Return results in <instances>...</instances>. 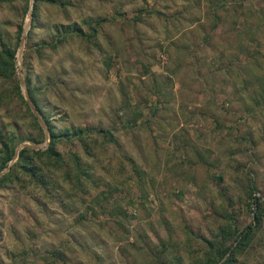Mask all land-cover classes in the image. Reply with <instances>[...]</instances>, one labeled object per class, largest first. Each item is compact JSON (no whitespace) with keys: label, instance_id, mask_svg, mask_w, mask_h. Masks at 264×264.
Here are the masks:
<instances>
[{"label":"rangeland","instance_id":"374dc122","mask_svg":"<svg viewBox=\"0 0 264 264\" xmlns=\"http://www.w3.org/2000/svg\"><path fill=\"white\" fill-rule=\"evenodd\" d=\"M140 9L153 12L135 21ZM73 24L86 36L56 28ZM9 60L0 264H201L206 239L252 223L264 201V0H0ZM28 88L61 132L59 162ZM25 147L37 153L16 165ZM236 259L264 264V223Z\"/></svg>","mask_w":264,"mask_h":264},{"label":"trees","instance_id":"16d2710c","mask_svg":"<svg viewBox=\"0 0 264 264\" xmlns=\"http://www.w3.org/2000/svg\"><path fill=\"white\" fill-rule=\"evenodd\" d=\"M34 3L38 2L39 0H33ZM52 2H55V0H50ZM35 4H34V9L32 12V15H35L36 11H35ZM144 11L146 13H152L153 11L150 10H142L140 9V14L135 18V21H140L141 18L139 16H143L144 15ZM34 17V16H33ZM32 24H33V18H32ZM32 26H30L31 29ZM19 33L22 30V25H19ZM57 29H62L64 32H67L68 29H71V31L76 34L77 36H86L82 27L77 25V24H73L71 26H58L56 27ZM29 32V31H28ZM92 34L89 33L87 34V37H90ZM4 53H6L9 56V59L11 60L14 57L15 54V50H9V51H5ZM9 60L8 63H4V61L0 64V74L2 75H9V68L11 66V61ZM8 72V74H7ZM18 90L20 91V87H18ZM28 94L30 96V98L32 99L33 103L36 105V107L39 110V107L35 101V99L32 96V91L30 88H28ZM27 104V102H26ZM36 119V117H34ZM44 118V117H43ZM45 120V118H44ZM46 124L48 125V129H49V144L48 147L46 149V155L49 159H54L55 162H59L60 161V153L57 151L56 147H55V142L59 140L60 135L59 132L55 131L54 128L49 124V122L47 120ZM39 128L41 129L42 133L44 134L41 126L39 125ZM93 130H95L93 128ZM98 133L103 134V137L106 138H112V135L110 134L109 131H106L102 128L97 130ZM61 133V132H60ZM64 135L70 134V130L69 129H65L63 131ZM74 135L78 136V138H80V140L82 141L83 145H84V150L87 154H92L91 151H89L88 147L89 145L84 141L83 139V132L81 130H76L75 132H73ZM5 147V156L2 159L0 168H4L7 166L8 161L12 158L13 156V152H14V147L10 150L9 147H6V145H4ZM37 151H34L33 149L29 148V147H25L22 148L21 150H19L18 152V161L16 163L17 164H24V165H28L31 162H29L28 160L31 159V156L36 154ZM74 161L76 163V166L78 168H80L82 166V163L80 161V159L78 157H74ZM30 168V167H29ZM34 167H32L30 170H32ZM81 169V168H80ZM83 174H86L88 177V171L85 169H81ZM33 175L35 174L34 170L32 171ZM6 175V176H5ZM4 175V179H6L8 177L9 174H5ZM79 180V179H78ZM81 182V181H79ZM83 183V182H82ZM81 183V184H82ZM79 185H81L80 183H78ZM252 204V202L249 203V205ZM253 204L255 206L254 211L252 213V223H250V225L243 230L242 232L238 233L236 235L235 230L232 229H225V228H221L220 229V234H221V238L220 239H214L213 241L206 239V245H207V253L205 254V259H203V262L201 264H237V259H236V253L241 252L243 250H246L249 247L250 241L252 239V236L254 234L255 228H257L259 225H263L264 223V201H261L260 199H255V201H253ZM123 214V213H122ZM124 215V214H123ZM126 215H124L125 217ZM233 239V240H232ZM232 240V241H231ZM231 241V242H230Z\"/></svg>","mask_w":264,"mask_h":264},{"label":"water","instance_id":"95a60500","mask_svg":"<svg viewBox=\"0 0 264 264\" xmlns=\"http://www.w3.org/2000/svg\"><path fill=\"white\" fill-rule=\"evenodd\" d=\"M30 23H31V19H29L26 27L24 28L23 30V33L21 35V39H20V44L23 45V42H24V39H25V34L27 32V29L29 28L30 26ZM22 83V82H21ZM25 95H26V100H27V103L29 104L30 108L32 109L33 113L35 114V116L37 117L41 127L44 129V132H45V135H46V138L48 139V129H47V125L43 119V117L41 116V114L39 113L36 105L33 103V101L31 100L28 92L26 91L25 92ZM1 174V173H0Z\"/></svg>","mask_w":264,"mask_h":264}]
</instances>
